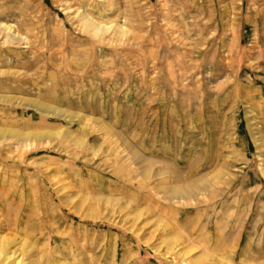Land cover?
<instances>
[{"label":"rangeland","instance_id":"374dc122","mask_svg":"<svg viewBox=\"0 0 264 264\" xmlns=\"http://www.w3.org/2000/svg\"><path fill=\"white\" fill-rule=\"evenodd\" d=\"M1 130L21 264H264V0H0Z\"/></svg>","mask_w":264,"mask_h":264},{"label":"bare ground","instance_id":"6f19581e","mask_svg":"<svg viewBox=\"0 0 264 264\" xmlns=\"http://www.w3.org/2000/svg\"><path fill=\"white\" fill-rule=\"evenodd\" d=\"M10 29V28H9ZM9 29H7V31L8 32H10V30ZM5 31H6V29H5ZM6 34V33H5ZM18 90V88L17 89H15V91H14V89H13V92H18L17 91ZM11 99V98H10ZM9 99V100H10ZM39 103V102H38ZM35 102H33V101H31V102H27L26 103V105L29 107V108H36V110L37 111H40L41 113H43L44 115L46 114V115H51V114H53L54 115V117L56 118H60V116L57 114V111H54V110H51L50 108H48L47 106H44V104H40V105H36L35 106ZM5 120V119H4ZM22 121H24V120H22ZM28 121V120H27ZM24 122H26V121H24ZM20 124L19 125H16L17 127L19 126V128H28V131L29 132H27V133H25V134H21V133H15V134H12L15 138H16V140L15 141H19V142H21V143H23V144H25V146H27L29 143H42V142H44V141H46V140H52V139H55V138H58L59 136H58V133L57 134H50V135H48V134H45V133H42V132H39V130L41 131L42 129H47V128H51L50 126H49V124L46 122V121H44V120H41V121H36L35 122V124H29L30 125V127H28L27 125H25V123L23 124V123H21V122H19ZM12 129V128H11ZM30 130H32V131H30ZM36 130H38V131H36ZM2 131H4V130H1L0 131V135L1 134H4ZM5 132V131H4ZM11 132H13V131H11ZM15 132H17V131H15ZM8 134V133H7ZM10 134V133H9ZM1 137V136H0ZM2 139H3V137H2ZM12 139V138H11ZM60 139V141H62V140H64V138L63 137H60L59 138ZM67 139V138H66ZM35 145V144H34ZM34 145H33V147L31 146V147H23V145H22V147H20L21 149H22V153H23V155H22V158H20L19 159V162H22L23 160H24V156L25 155H27V154H29V153H34V152H36L38 149H45V148H48V147H34ZM38 145V144H37ZM40 146V145H39ZM60 148H63V147H54V150L55 149H60ZM57 150V151H58ZM65 150V149H64ZM7 151V150H6ZM60 151V150H59ZM8 152V151H7ZM75 156V155H74ZM77 157V156H76ZM45 159V158H44ZM2 162H0V164H1ZM5 166V165H4ZM9 166V165H8ZM31 166V165H30ZM33 166V165H32ZM51 166V165H50ZM6 167V166H5ZM11 167V166H10ZM62 167V166H61ZM8 168V167H7ZM43 168V167H42ZM54 169V168H53ZM1 170V169H0ZM44 171L48 174V172H52V169H50V168H48V167H45L44 168ZM54 175H56V176H58L57 178H52V179H54L56 182H57V184H59V185H61V184H64L65 182L63 181V179L61 178V177H59V175H58V173H57V170L54 172ZM42 177V176H41ZM52 179H51V177H49V176H47L46 175V177H45V181L48 183H51V182H53L52 181ZM65 188V187H64ZM0 222H2V221H0ZM1 225V224H0ZM6 225V224H5ZM14 225V224H13ZM2 227V226H1ZM5 227H7V226H5ZM15 227V226H14ZM3 228V227H2ZM13 228V227H12ZM11 228V229H12ZM0 230H1V228H0ZM2 233H4V232H1L0 231V264H19L21 261H22V259H23V257H24V253L22 252V250H23V248H24V246L25 245H27L26 243H25V241L24 240H20V238L19 239H17L16 237H15V235H12V234H10V233H7V234H5V235H3ZM12 233H13V229H12ZM17 240H20L19 241V245L21 244V246H19V250H17V249H13V246H14V244L16 243V241ZM22 249V250H21ZM27 250V249H26ZM28 250H32V248L30 249H28ZM29 254V253H28ZM27 254V255H28ZM32 256V255H31ZM20 257L22 258V259H20ZM39 261V260H38ZM22 263V262H21ZM20 263V264H21ZM35 264V263H34ZM58 264V263H57ZM60 264H63V263H60Z\"/></svg>","mask_w":264,"mask_h":264},{"label":"crops","instance_id":"0c3cea01","mask_svg":"<svg viewBox=\"0 0 264 264\" xmlns=\"http://www.w3.org/2000/svg\"><path fill=\"white\" fill-rule=\"evenodd\" d=\"M245 21V22H244ZM244 24L248 25L250 23L249 21V17L245 16L244 20H243Z\"/></svg>","mask_w":264,"mask_h":264}]
</instances>
